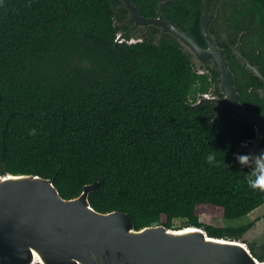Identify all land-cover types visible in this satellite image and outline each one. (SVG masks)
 <instances>
[{
  "label": "trees",
  "instance_id": "16d2710c",
  "mask_svg": "<svg viewBox=\"0 0 264 264\" xmlns=\"http://www.w3.org/2000/svg\"><path fill=\"white\" fill-rule=\"evenodd\" d=\"M160 1L132 4L153 17ZM185 1L166 2L163 16L202 42V0ZM127 17L121 0H0V176L39 175L65 199L97 180L91 206L128 213L136 230L181 219L242 237L252 223L216 227L199 212L238 219L264 204L246 180L254 163L235 158L254 127L229 110L210 125L209 76L158 28L132 43L118 37Z\"/></svg>",
  "mask_w": 264,
  "mask_h": 264
},
{
  "label": "water",
  "instance_id": "95a60500",
  "mask_svg": "<svg viewBox=\"0 0 264 264\" xmlns=\"http://www.w3.org/2000/svg\"><path fill=\"white\" fill-rule=\"evenodd\" d=\"M164 3L158 6L156 18H148L128 0L132 22L160 26L199 52L200 47L186 32L164 19ZM215 8L211 13L205 8L201 19V29L210 43L208 25ZM218 63L225 96L203 99L219 105L210 125H215L225 110L242 123L251 124L255 138L237 150L255 154L264 139V118L245 108L228 63L221 56ZM97 189L96 180L85 185L79 196L65 199L47 178L1 175L0 264H264L242 237H211L195 226L174 229L156 225L136 230L128 213H101L91 206L90 193Z\"/></svg>",
  "mask_w": 264,
  "mask_h": 264
},
{
  "label": "flooded vegetation",
  "instance_id": "af4514ba",
  "mask_svg": "<svg viewBox=\"0 0 264 264\" xmlns=\"http://www.w3.org/2000/svg\"><path fill=\"white\" fill-rule=\"evenodd\" d=\"M121 1L128 9L127 18L131 24L127 30L119 31L118 37H122L123 33H129L131 38L128 41L130 43L142 40L143 35L149 31L150 26L158 28L161 33L171 34L164 31L160 26L135 25L131 20V12L127 6L128 0ZM130 1L132 3V0ZM168 1L177 2V0H162L158 6L162 2H165L164 6ZM206 2L205 0L201 2L200 28L205 8L211 13L213 8L216 7L208 25L211 43L205 37L202 29L203 41L198 42L188 32L177 26L180 31L186 32L196 42L201 49L199 52L191 46L189 47L182 43L174 34L171 35L188 53L197 72L209 76V81L213 87L208 93L203 94L204 98L222 99L225 96L220 82L221 71L218 63L221 56L228 63L241 103L248 111L255 112L264 118V2L257 0H206ZM185 3L191 7L193 1L186 0ZM157 16L158 13H156V16L148 18H156ZM136 34L139 36L137 39L134 38ZM121 41H127V39L121 38ZM197 64L200 67H196ZM212 78H215L216 82H212ZM214 83L218 85V93L216 94L214 93ZM213 103L218 108V103L214 101ZM261 146L259 148H264ZM262 220H264V216H262ZM253 225L254 222L252 223V227ZM247 247L253 255L257 257L264 256V241L248 242Z\"/></svg>",
  "mask_w": 264,
  "mask_h": 264
},
{
  "label": "rangeland",
  "instance_id": "374dc122",
  "mask_svg": "<svg viewBox=\"0 0 264 264\" xmlns=\"http://www.w3.org/2000/svg\"><path fill=\"white\" fill-rule=\"evenodd\" d=\"M134 38H139L138 34H136ZM196 67H200V65L197 64ZM259 149L261 148H257L255 152ZM262 216H264V204L254 209L247 216L238 219H227L220 214H208L205 210L199 212V218L203 224L216 227H241L254 222L253 228L242 236L243 242L246 243V245L248 242L264 241V220H262ZM185 225V220L176 219L173 228H184L186 227Z\"/></svg>",
  "mask_w": 264,
  "mask_h": 264
},
{
  "label": "clouds",
  "instance_id": "9594fccd",
  "mask_svg": "<svg viewBox=\"0 0 264 264\" xmlns=\"http://www.w3.org/2000/svg\"><path fill=\"white\" fill-rule=\"evenodd\" d=\"M33 132H35V129H29L30 134ZM205 158L209 162H212L214 159L212 154H208ZM235 158L241 167L248 165L250 162L254 163L255 167L251 170V175L246 178L247 184L254 189L259 188L264 190V148L259 149L255 154L236 153Z\"/></svg>",
  "mask_w": 264,
  "mask_h": 264
}]
</instances>
